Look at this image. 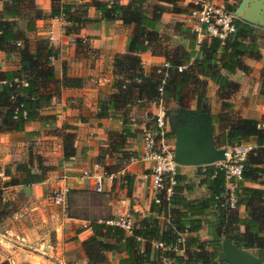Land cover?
Wrapping results in <instances>:
<instances>
[{
    "label": "trees",
    "instance_id": "1",
    "mask_svg": "<svg viewBox=\"0 0 264 264\" xmlns=\"http://www.w3.org/2000/svg\"><path fill=\"white\" fill-rule=\"evenodd\" d=\"M0 1V51L15 52L18 56L16 69L0 71V131H19L29 120H47L39 115L41 107L50 98V94L42 93V88L57 82L51 63L57 51L46 38L29 37L36 29V20L61 19L65 22V34H77L91 20L87 16V9L92 7L98 15L93 20H120L124 25L133 26L126 52L113 56L112 92L105 99L98 100L96 105V118L116 114L121 123L120 129L114 131L107 144L111 156L119 161L134 156L125 150L126 140L135 135L128 115L131 105L141 102L146 105L161 97L164 103L172 102L176 107L187 108L191 102L196 110H201L207 81L215 85L220 106L212 115V122L224 126V130L213 137L215 147L248 142L257 145L255 154L249 153L243 163L241 181L235 191V208L219 207L224 186V174L220 168L212 164H206L202 172L198 168V184L204 186L207 195L197 199L183 196V191L193 188V182L176 169L172 194L165 199L163 191L158 192V201H151L147 215L135 213L130 233L103 221L89 222L91 234L80 242L87 264L104 262L107 252L124 254L117 264H147L150 259L156 264H229L218 259L222 238L229 239L238 249L253 250V254L264 261V189L242 185L244 181H256L258 177H264V148L258 146L264 139V130L256 128L257 122L253 119L233 115L232 104L228 99L236 91L237 83L227 79L228 74L237 70L247 71L243 57L257 56L255 27L235 19L234 32L227 34L222 42L210 38L195 43L194 37H190L186 47L181 44L168 46V43L163 42L169 37L159 32V18L164 7L155 4L148 10L145 0H127L125 4L118 0H49L47 12L39 8L34 0ZM159 2L173 5L177 0ZM224 6L233 11L232 5L225 3ZM172 10L187 13L185 7H172ZM145 50L162 56L168 64L163 69L166 76L161 93L157 91L161 78L156 73L157 66L151 67L147 74L143 72L138 53ZM177 65H183L184 68L177 71ZM19 81H25L26 84L20 85ZM77 81L62 75L58 83L65 87L78 84ZM11 95L13 99H10ZM18 103L22 104L26 116L21 118L19 114L13 119L12 110ZM71 128L63 127L67 129L61 141L63 159L75 152ZM166 136H171V133L167 132ZM96 162L99 163V159ZM36 168V171H32L31 165L16 162L14 170L20 174L11 175L2 185L38 183L51 169L40 162H37ZM103 169L105 174H111L106 167ZM121 177L125 180L127 190H130L131 177L127 174ZM240 205L244 206L242 217L237 212ZM7 206L8 203L1 201L0 191V221L10 212ZM202 224L206 226L210 240H201L194 235ZM179 236L183 237V241L178 243ZM157 242L171 247L177 244L179 250L154 247L152 244Z\"/></svg>",
    "mask_w": 264,
    "mask_h": 264
},
{
    "label": "crops",
    "instance_id": "2",
    "mask_svg": "<svg viewBox=\"0 0 264 264\" xmlns=\"http://www.w3.org/2000/svg\"><path fill=\"white\" fill-rule=\"evenodd\" d=\"M118 1L121 4L127 2ZM186 1L177 0L175 4L170 5L153 0L154 5L164 7L159 18L161 24L159 32L169 37L163 42L168 43V46L181 44L186 47L190 37L195 39L191 31L195 25L194 21L187 13H176L172 10V7L187 9ZM210 1L222 5L225 3L232 5L234 2V0ZM34 2L43 11L47 12L50 8L49 0ZM1 7L0 1V9ZM87 11H89L87 16L91 20L81 27L77 34H65L63 31L65 22L58 18L36 20V29L29 34L31 39L35 37L47 39V35H50V39L47 40L57 51L56 56L51 58L57 82L49 83L42 88V93L50 94V98L41 107L39 115L47 120H29L19 131H0V170L7 169L11 160L14 163L29 164L32 154H36L37 159H41L45 166H50L51 169L41 182L29 184L28 188H23L24 185L21 184L3 186V183H0L3 203L6 200L14 202L20 196L29 202L10 210L0 221V264H87L80 242L91 234L90 221L100 222L117 216H128L133 220L135 213L140 216L149 213L152 191L144 175L148 172L151 162L138 157L142 146L141 129L148 123L144 116L157 112V108L146 104V108L140 114L136 104L130 106L128 111L132 121L130 127L135 131V135L126 140L125 150L132 152L135 158L122 161L107 151L109 139L112 138L114 131L120 129L118 115L95 117L97 101L105 99L112 92L113 56L126 52L127 40L133 26L124 25L120 20H93L98 15L93 8L92 11L88 9ZM252 26L264 33L261 27ZM185 29H188V32H185ZM254 41L258 47L257 56L243 57L247 71L237 70L228 74L227 79L237 83L236 91L231 94L233 115L264 123V37L256 35ZM194 48H197L196 44ZM138 56L146 74L151 67L158 66L164 61L162 56L152 54L149 50L138 53ZM17 67L18 56L15 52L0 51V71L13 70ZM62 75L77 79L78 84L60 86L58 81ZM166 103L168 102H163L164 105ZM187 108L196 110L192 106ZM164 109L163 115L167 116ZM196 111L209 112L213 137L215 133L224 130L223 125L212 122L213 112L203 108ZM135 117L139 119L136 121ZM165 123L166 133H171V136H166V141L173 139L174 142L171 123L166 120ZM63 127H72L70 131L73 133L75 150L72 156L65 159L62 157L61 141L62 134L67 129ZM96 159H99V163ZM104 167L111 172L113 181H108ZM198 168L199 165L176 163L178 173L193 182L192 189L182 192L187 199L207 195L204 186L198 184ZM36 170L35 165L34 171ZM92 173L105 175L101 192L94 191ZM122 174L131 177L130 190H127ZM242 185L264 189V177H258L256 181H244ZM61 188L66 189L64 207L56 204L46 205V191ZM76 198H81V201H74ZM237 212L238 216L242 217L244 206H238ZM194 235L201 240L211 239L204 224ZM242 250L255 256L253 250ZM123 256V253L107 252L106 260L98 264H117ZM147 264H156V261L150 259Z\"/></svg>",
    "mask_w": 264,
    "mask_h": 264
},
{
    "label": "built area",
    "instance_id": "3",
    "mask_svg": "<svg viewBox=\"0 0 264 264\" xmlns=\"http://www.w3.org/2000/svg\"><path fill=\"white\" fill-rule=\"evenodd\" d=\"M187 16L195 23L191 29L195 36L196 43L203 39L217 38L220 42L224 40L227 34L234 32V20L239 19L233 11L225 8L222 4H215L210 0H187ZM50 39V35H47ZM168 67V64L163 61L156 68V73L161 75L159 84L157 86L158 93H161L162 85L165 80L166 73L163 69ZM177 71H181L184 66H175ZM20 85H25V81H19ZM13 95L10 99H13ZM147 105L157 108V112L146 115L145 118H151L153 121L150 124H144L141 129V153L138 157L141 160L151 162L148 172L144 175L148 182V187L152 191L151 201L157 202L156 194L163 191L164 198L167 199L172 194V185L174 184V176L176 174V163L174 161V154L169 149L166 141L165 119L163 115L164 104L161 97L157 100L147 102ZM20 114L21 118H25L26 111L22 109V104L18 103L12 110V118L15 119ZM256 128L264 130V123H256ZM264 148V139L258 145ZM257 145L252 142L248 143H234L226 146L224 149V160L216 161L212 164L218 167L224 174L223 199L219 202V207H226L229 209L235 208V191L241 181L243 170V163L249 153L255 154ZM135 158V157H131ZM97 163L94 164L96 166ZM206 164L199 165V171H204ZM85 174V173H84ZM3 170H0V177H3ZM104 174L92 173V183L95 192L102 191ZM108 181H112V177L106 175ZM66 189L61 188L54 191L52 197L53 203L64 207V197ZM101 222V221H100ZM107 225L115 226L123 231L130 233L133 220L128 216H117L103 221ZM183 237L179 236L177 242H182ZM154 247L162 249H172L178 251L177 244L174 246H165L161 242L153 243Z\"/></svg>",
    "mask_w": 264,
    "mask_h": 264
},
{
    "label": "water",
    "instance_id": "4",
    "mask_svg": "<svg viewBox=\"0 0 264 264\" xmlns=\"http://www.w3.org/2000/svg\"><path fill=\"white\" fill-rule=\"evenodd\" d=\"M233 13L240 20L264 29V0H240ZM176 117L171 125L175 163L200 165L224 160V148L214 145L209 112L179 107ZM218 259L229 264H264L257 257L236 248L227 238L221 240Z\"/></svg>",
    "mask_w": 264,
    "mask_h": 264
},
{
    "label": "rangeland",
    "instance_id": "5",
    "mask_svg": "<svg viewBox=\"0 0 264 264\" xmlns=\"http://www.w3.org/2000/svg\"><path fill=\"white\" fill-rule=\"evenodd\" d=\"M63 1H74V2H80V1H84V0H63ZM89 2H92V1H94V0H88ZM239 1L240 0H234V2H233V4H232V6H233V8L239 3ZM145 5H146V8L149 10L150 9V7L151 6H153L154 5V3H153V0H147L146 2H145ZM88 10H90V11H92V7H89L88 8ZM87 13H89V11H87ZM255 34L257 35V36H262V37H264V33H263V31H259L258 29H256L255 30ZM233 95V94H232ZM231 98H232V96L231 97H229V102L231 103V104H233V102H231ZM136 105H137V110L138 111H140V114H141V112H143V110L146 108V105L144 104V103H136ZM190 106H192L193 107V105H192V103L191 102H189L188 103V107H190ZM164 114H167V116H165L164 115V117H165V120L167 121V122H170L171 123V125H174V121H175V119H176V111H177V109H179V107H176L175 106V104L174 103H171V102H168V103H166L165 105H164ZM202 108L203 109H205V110H209L210 112H213V114L216 112V111H218L219 110V108H220V106H219V101L217 100V97H216V87H215V85L214 84H212L210 81H207V86H206V90H205V99H204V103L202 104ZM148 115V114H147ZM139 117V116H138ZM144 118H145V116H144ZM135 119H136V121L139 119V118H137V117H135ZM147 121H148V124H150L151 125V123H152V119L149 117V118H145ZM169 125V124H168ZM168 147H169V149H171V151L173 152V154H174V142H173V139H168ZM32 156V158L28 161L29 162V165H31V170L32 171H34L35 170V165H37V162L39 161L40 163H41V165H43V166H45V164L43 163V161L41 160V159H37V156H36V154H32L31 155ZM36 156V157H35ZM14 162H13V160H11L10 162H9V167L6 169V168H4V170H3V173H4V175H5V173H8V175H6L7 176V178H4V179H2L1 177H0V183H3V182H5V181H7L8 179H9V177L11 176V175H19L20 174V172H16L15 170H14V164H13ZM16 163V162H15ZM192 171H194V170H192ZM47 174V173H46ZM53 195H54V190L53 189H51V190H47L46 191V205H48V206H53V205H55L52 201V197H53ZM86 200V199H85ZM74 201H81V198L80 199H75ZM27 202V203H26ZM4 203H8V208L10 209V210H13V209H16V208H18V207H20V206H23L24 204L25 205H27V204H29V202L25 199V198H22L21 196L16 200V201H14V202H11V201H5ZM79 203V202H78ZM56 206V205H55Z\"/></svg>",
    "mask_w": 264,
    "mask_h": 264
}]
</instances>
